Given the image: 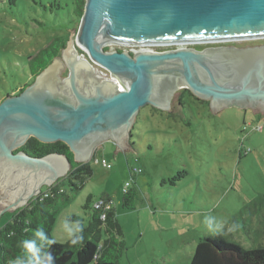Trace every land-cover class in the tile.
<instances>
[{
	"label": "rangeland",
	"instance_id": "374dc122",
	"mask_svg": "<svg viewBox=\"0 0 264 264\" xmlns=\"http://www.w3.org/2000/svg\"><path fill=\"white\" fill-rule=\"evenodd\" d=\"M79 20L74 0H0V101L33 82L30 59L48 45V53L58 55L50 62L63 61L59 77L68 76L59 47L69 44L71 32L75 41ZM262 43L264 38L188 46L201 50ZM74 47L87 58L82 48ZM178 97L183 99L179 112ZM211 106L210 99H198L180 88L168 111L149 105L141 108L127 139L133 147L123 138L122 144L102 139L86 160L92 174L84 178L83 188L71 190L68 184H59L63 193L52 239L66 242L78 223L70 218L76 216L86 224L93 204L107 195L125 246L117 264H191L198 240L206 235L222 236L245 249L263 247L264 111L236 105L212 110ZM94 158H106L111 167L95 163ZM127 162L142 172L130 174ZM130 178V188L137 190L135 205L122 208L121 190ZM3 187L0 211L10 199ZM89 195L91 202L84 208ZM13 211L4 210L0 226Z\"/></svg>",
	"mask_w": 264,
	"mask_h": 264
},
{
	"label": "water",
	"instance_id": "95a60500",
	"mask_svg": "<svg viewBox=\"0 0 264 264\" xmlns=\"http://www.w3.org/2000/svg\"><path fill=\"white\" fill-rule=\"evenodd\" d=\"M72 36L63 47L67 77H59L63 61L57 59L19 94L0 101V187L10 196L0 216L22 208L70 169L62 153L36 157L21 150L30 137L43 143L62 141L74 161L85 163L104 138L119 143L123 138L130 145L127 139L140 109H169L180 88L210 99L212 110L236 105L264 111V44L201 50L181 46L134 54L104 50L109 44L264 38V0H85L75 41ZM92 63L108 70L110 78L96 77Z\"/></svg>",
	"mask_w": 264,
	"mask_h": 264
},
{
	"label": "trees",
	"instance_id": "16d2710c",
	"mask_svg": "<svg viewBox=\"0 0 264 264\" xmlns=\"http://www.w3.org/2000/svg\"><path fill=\"white\" fill-rule=\"evenodd\" d=\"M84 1L74 0L75 13L79 18L83 14ZM64 44H60L59 48H63ZM48 47L49 45L30 59L29 73L32 78L49 64L51 58L58 56L53 52L49 54ZM107 49L108 47H104V50ZM44 54L49 57L43 59ZM28 85L29 83L25 86ZM25 86H21L19 92ZM129 143L133 147L134 144ZM20 149L36 157L62 153L69 158L70 169L65 177L58 178L50 188L41 190L24 207L16 208L10 219L0 226V264H117L125 246L121 240V226L107 195L100 197L103 200L100 208L92 206V213L86 224L76 216L70 218L78 223L76 232L66 242L54 241L51 237L58 214L59 196L63 193L59 184H68L71 190L82 189L84 178L92 174L88 162L74 161L72 152L62 141L43 143L30 137ZM135 161H138L137 157ZM127 168L133 175L132 165L128 162ZM136 191L133 186L123 194L122 208H133ZM90 202L89 195L83 207L87 208ZM191 264H264V246L245 249L222 239V236L206 235L198 240Z\"/></svg>",
	"mask_w": 264,
	"mask_h": 264
},
{
	"label": "built area",
	"instance_id": "2783aa9c",
	"mask_svg": "<svg viewBox=\"0 0 264 264\" xmlns=\"http://www.w3.org/2000/svg\"><path fill=\"white\" fill-rule=\"evenodd\" d=\"M190 44H194V43H190ZM111 45H113V46H111ZM111 45L108 48V50H111V51L126 50L130 54H134V53H136L138 51H142V50L162 51V50H166L168 47L170 49L181 47V46L189 47L188 46L189 44H184V43H178V44H169V43H167V44H157V45L156 44H143V45H140V44H129V45H126V44H111ZM93 70L95 71L96 77H98L100 79H108V78H110V75H109L110 73L108 72V70H106L105 68H103L101 66H98V65L94 64ZM94 162L95 163H100L104 167H108V168L111 167L110 164H108L106 158H102V159L94 158ZM136 172L140 173V172H142V169L140 167L132 165V173L134 174ZM131 179L132 178H130L128 181H126L124 183L123 189L121 190L123 194L126 193L129 190V188H130V186L132 184ZM102 204H103V200L99 199L98 201L95 202V204H93V206L95 208H100L102 206ZM102 217L104 218V214L102 215Z\"/></svg>",
	"mask_w": 264,
	"mask_h": 264
},
{
	"label": "flooded vegetation",
	"instance_id": "af4514ba",
	"mask_svg": "<svg viewBox=\"0 0 264 264\" xmlns=\"http://www.w3.org/2000/svg\"><path fill=\"white\" fill-rule=\"evenodd\" d=\"M262 44H264V43H262ZM254 45H256V44H252V45H247V46H242V45H239V46H237V45H234V46H236V47H242V48H246V47H248V46H254ZM259 45H261V44H259ZM257 46V45H256ZM7 96V95H6ZM3 100V99H2ZM248 108H250L251 110H253V111H255V110H258V111H255V112H260V111H263V109L261 108V106H253V107H248ZM69 172V171H68ZM68 174V173H67ZM66 176V175H65ZM48 187V186H47ZM46 187V188H47ZM41 190H43V189H41Z\"/></svg>",
	"mask_w": 264,
	"mask_h": 264
},
{
	"label": "crops",
	"instance_id": "0c3cea01",
	"mask_svg": "<svg viewBox=\"0 0 264 264\" xmlns=\"http://www.w3.org/2000/svg\"><path fill=\"white\" fill-rule=\"evenodd\" d=\"M183 101V99L182 98H180V97H178V107H177V109H178V111L177 112H179V111H181V109H180V105L182 104V101ZM149 106H151V105H149ZM153 107V106H152ZM154 108V107H153ZM169 109H170V107H169ZM169 109H167V110H161V109H157V110H161V111H168ZM152 111V110H151ZM140 113H141V109H140V111H139V113H138V115H137V117L140 115ZM99 146L100 145H98V149H99ZM130 147H131V145H129ZM129 147V148H130Z\"/></svg>",
	"mask_w": 264,
	"mask_h": 264
},
{
	"label": "bare ground",
	"instance_id": "6f19581e",
	"mask_svg": "<svg viewBox=\"0 0 264 264\" xmlns=\"http://www.w3.org/2000/svg\"><path fill=\"white\" fill-rule=\"evenodd\" d=\"M153 44V43H152ZM155 44V43H154ZM72 52L74 53V54H76V52H75V50H73L72 49ZM80 58H82L81 56L80 57H78V59H80ZM88 64V63H87ZM89 65V64H88ZM91 68V67H90ZM91 71H92V68H91Z\"/></svg>",
	"mask_w": 264,
	"mask_h": 264
}]
</instances>
